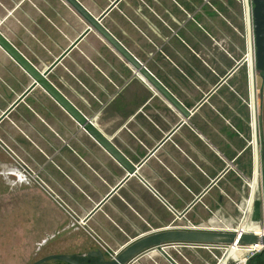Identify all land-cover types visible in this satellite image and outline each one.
Masks as SVG:
<instances>
[{
	"label": "crops",
	"instance_id": "obj_1",
	"mask_svg": "<svg viewBox=\"0 0 264 264\" xmlns=\"http://www.w3.org/2000/svg\"><path fill=\"white\" fill-rule=\"evenodd\" d=\"M76 1L185 114L64 0H0V34L134 168L0 48V169L38 259H109L161 232H234L248 214L240 231L264 233V72L246 70L237 0ZM210 247L166 245L128 264H213Z\"/></svg>",
	"mask_w": 264,
	"mask_h": 264
},
{
	"label": "water",
	"instance_id": "obj_2",
	"mask_svg": "<svg viewBox=\"0 0 264 264\" xmlns=\"http://www.w3.org/2000/svg\"><path fill=\"white\" fill-rule=\"evenodd\" d=\"M77 11L98 34L114 48L132 67L141 74L149 84L156 89L168 102L177 107L183 114L185 110L180 103L100 24L99 20L92 18L76 0H64ZM251 1V24L255 49V69L264 72V0ZM0 48L32 79V87H40L49 95L66 113H68L81 127L84 128L111 156L130 173L134 168L129 164L116 148L84 117L47 79V71L39 72L28 62L1 34ZM264 160V150L262 152ZM261 181L264 198V169L261 171ZM236 232H208V231H166L150 235L134 244L114 258H105L101 252L89 251L86 254L75 256L50 255L35 261L32 264H45L47 262H61L64 264H128L141 253L151 249H161L171 244H185L193 246H225L250 247L257 244L264 246V236L260 233ZM252 259V258H250ZM249 259V260H250ZM248 260V261H249Z\"/></svg>",
	"mask_w": 264,
	"mask_h": 264
},
{
	"label": "rangeland",
	"instance_id": "obj_3",
	"mask_svg": "<svg viewBox=\"0 0 264 264\" xmlns=\"http://www.w3.org/2000/svg\"><path fill=\"white\" fill-rule=\"evenodd\" d=\"M241 15L243 17V8L247 4L248 11L246 13V23L251 26L250 23V9H251V1L250 0H237ZM247 14V15H246ZM251 29V27H250ZM257 71V70H256ZM3 161L2 155L0 154V162ZM6 173L0 169V264H29L37 261L40 254H38L37 250L40 248L39 243L37 244L34 239L30 240L29 236L21 235V230L19 229V225L14 224L13 219V207H14V193H16V189L13 186L12 178L6 179L7 181H3V177ZM18 193V191H17ZM19 205H17V212H19ZM249 214L244 219V222L240 225L239 230L241 228H246L247 222L249 221ZM238 230V231H239ZM215 255V259H213V264L217 263V260L222 259V257L226 254L223 250L213 251ZM39 260V259H38ZM229 262V261H228ZM50 264V263H46Z\"/></svg>",
	"mask_w": 264,
	"mask_h": 264
},
{
	"label": "built area",
	"instance_id": "obj_4",
	"mask_svg": "<svg viewBox=\"0 0 264 264\" xmlns=\"http://www.w3.org/2000/svg\"><path fill=\"white\" fill-rule=\"evenodd\" d=\"M248 7L249 6L247 4H245V6H242V8H243V19H244V25H245V39H246L245 66H246V70L248 72V75L252 76L253 72L255 71V56H254L255 49H254V41H253V33H252V24L250 26L249 21H248V24H246L245 11L248 10ZM250 22H251V9H250ZM250 27H251V30H250ZM249 102H251V100ZM249 110L251 113L250 128H251V131L253 132V130H254V126H253L254 118H253V105L251 103L249 104ZM252 135H253V133H252ZM2 145L3 144L0 141V146H2ZM234 232H236V231H234ZM243 232L244 233H254V231L245 232L244 230H243ZM260 234L262 236H264V233H260ZM205 248H209V247H205ZM210 248H216L217 250H223L226 253L230 249L229 247H225V246H211ZM236 248L240 249V251L243 253V257L233 260V262H234L233 264H247V262L250 258H253L256 255H258L264 251V246L262 244H257L255 246H250V247H243V246L237 247L236 246ZM109 255H110L109 258L115 257V255H112V254H109ZM220 260L221 259H219L217 261V264H220ZM225 264H227V262Z\"/></svg>",
	"mask_w": 264,
	"mask_h": 264
},
{
	"label": "bare ground",
	"instance_id": "obj_5",
	"mask_svg": "<svg viewBox=\"0 0 264 264\" xmlns=\"http://www.w3.org/2000/svg\"><path fill=\"white\" fill-rule=\"evenodd\" d=\"M247 11L248 10H246V13H247ZM250 11V10H249ZM247 15V14H246ZM251 23V22H250ZM247 24V23H246ZM251 30V29H250ZM252 197V196H251ZM250 200V199H249ZM249 203V202H248ZM250 204V203H249ZM247 209H249V208H247ZM250 212V211H249ZM248 223H249V221L247 222V227H248ZM238 230H239V228H238ZM239 232H240V230H239ZM246 232V231H245ZM241 257H243V253L240 251V249L239 248H236V247H232V248H230L229 250H228V252L222 257V259L220 260V264H225L226 262H228V261H233V260H235V259H239V258H241Z\"/></svg>",
	"mask_w": 264,
	"mask_h": 264
},
{
	"label": "trees",
	"instance_id": "obj_6",
	"mask_svg": "<svg viewBox=\"0 0 264 264\" xmlns=\"http://www.w3.org/2000/svg\"><path fill=\"white\" fill-rule=\"evenodd\" d=\"M247 264H264V251L250 259Z\"/></svg>",
	"mask_w": 264,
	"mask_h": 264
}]
</instances>
